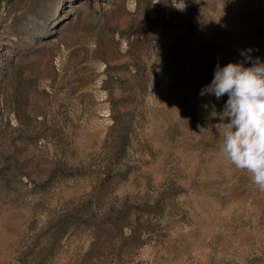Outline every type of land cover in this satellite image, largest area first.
Wrapping results in <instances>:
<instances>
[{"label": "rangeland", "instance_id": "374dc122", "mask_svg": "<svg viewBox=\"0 0 264 264\" xmlns=\"http://www.w3.org/2000/svg\"><path fill=\"white\" fill-rule=\"evenodd\" d=\"M185 3L9 1L0 264H264V193L219 153L228 96L200 95L264 62V0Z\"/></svg>", "mask_w": 264, "mask_h": 264}, {"label": "clouds", "instance_id": "9594fccd", "mask_svg": "<svg viewBox=\"0 0 264 264\" xmlns=\"http://www.w3.org/2000/svg\"><path fill=\"white\" fill-rule=\"evenodd\" d=\"M171 6L180 12L187 8L185 0H171ZM251 51H241V62L217 65L211 83L200 95H214L219 100L227 94L219 114V153L236 170L246 172L264 193V62L253 59Z\"/></svg>", "mask_w": 264, "mask_h": 264}, {"label": "water", "instance_id": "95a60500", "mask_svg": "<svg viewBox=\"0 0 264 264\" xmlns=\"http://www.w3.org/2000/svg\"><path fill=\"white\" fill-rule=\"evenodd\" d=\"M10 0H3V4L0 8V26L3 22V18H4V15H5V11L7 9V6H8V3H9Z\"/></svg>", "mask_w": 264, "mask_h": 264}]
</instances>
